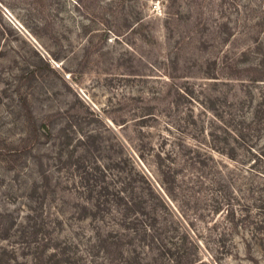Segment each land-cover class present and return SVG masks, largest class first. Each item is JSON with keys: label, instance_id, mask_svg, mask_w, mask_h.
<instances>
[{"label": "rangeland", "instance_id": "374dc122", "mask_svg": "<svg viewBox=\"0 0 264 264\" xmlns=\"http://www.w3.org/2000/svg\"><path fill=\"white\" fill-rule=\"evenodd\" d=\"M186 260L264 264V0H0V264Z\"/></svg>", "mask_w": 264, "mask_h": 264}, {"label": "trees", "instance_id": "16d2710c", "mask_svg": "<svg viewBox=\"0 0 264 264\" xmlns=\"http://www.w3.org/2000/svg\"><path fill=\"white\" fill-rule=\"evenodd\" d=\"M29 139H30L29 137H27L26 139H23L21 141V144L26 143ZM30 148H31V145L29 147H27V149L26 148H22V150L18 149V152L22 154L23 152H26ZM109 187H110V185L107 183L106 186H105L106 190L109 189ZM102 188H104V187H102ZM127 189H128V186H126L125 183H122L121 189L115 194V198H114L115 201H116V206L119 209H121L120 213L123 214V216H122L123 219L120 222V224L126 229L125 232H122V233H121V231L118 232V233L122 234L121 238H117L115 240V241H117V242H115V244H118V245H120V243L122 245H124L123 241L125 239H127V238H130V233L127 231V229H129L131 227L129 225V224H131V222L130 221H125V220H128L127 216L130 213H132V212L139 213V214H147L148 210H149L148 206L146 204V199H143L142 197L136 196V189L135 190L132 189V192L129 193L128 195H126ZM89 190L91 192H94L95 191L94 185L91 184L89 186ZM157 192L160 194V196H162V194H161V192L159 190H157ZM162 198L165 199L163 196H162ZM100 206H101V200H100V198H96L94 200V202L91 204V209L94 210V208H96V207H98V209H100ZM123 221H125V222H123ZM149 225H152V224L150 223ZM144 234L147 235V236H150L146 232ZM151 237H152V235H151ZM153 238H154V235H153ZM133 239L134 238L131 236L130 241H132ZM195 246L198 247V244L196 243ZM58 254H59V252L55 251V250L52 253L53 256L54 255H58ZM183 264H195V262L193 260H186V262H184Z\"/></svg>", "mask_w": 264, "mask_h": 264}]
</instances>
